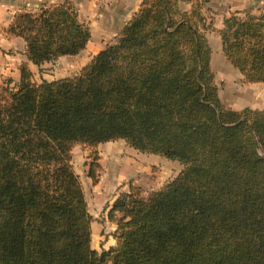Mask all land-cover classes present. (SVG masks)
I'll return each mask as SVG.
<instances>
[{
  "label": "trees",
  "instance_id": "16d2710c",
  "mask_svg": "<svg viewBox=\"0 0 264 264\" xmlns=\"http://www.w3.org/2000/svg\"><path fill=\"white\" fill-rule=\"evenodd\" d=\"M203 1L141 0L75 74L36 83L18 64L17 87L0 88V264H264V109L219 100ZM3 30L36 66L89 37L70 0L17 10ZM219 35L242 81H264V7L231 12ZM115 138L182 168L145 196L119 192L115 245L97 252L70 149Z\"/></svg>",
  "mask_w": 264,
  "mask_h": 264
},
{
  "label": "crops",
  "instance_id": "0c3cea01",
  "mask_svg": "<svg viewBox=\"0 0 264 264\" xmlns=\"http://www.w3.org/2000/svg\"><path fill=\"white\" fill-rule=\"evenodd\" d=\"M59 1L62 0H0V27H6L17 10L33 11L41 3ZM70 1L76 7L79 19L88 25L89 37L80 51L71 55H60L53 61L56 60L57 63L55 65H65L66 70H72V74H75L94 53L114 39L122 26L137 10L141 0ZM178 5L182 9H189L191 6L189 2H179ZM263 7L264 0L203 1L201 12L205 17V21L210 22V25L203 33L205 43L209 48V66L217 84L219 100L227 108L235 110L243 107L264 109V81H242L243 76L240 71L232 66L223 54L219 35L223 19L231 12H237L240 15L245 12L258 13ZM23 50L24 42L22 38L10 36L3 29H0L1 77L7 75L18 81L17 66L21 61H25L30 71H33L32 65L34 64L26 59ZM66 75L70 74L67 73ZM49 79L47 78V80ZM108 141L110 140L103 142ZM98 145H100V142ZM126 151V154L117 158V161L125 166L123 172L120 173V176L125 178L117 182L116 193L128 191L129 184H132L140 188V196H145L148 191L162 187L166 181L174 177L182 168V164L177 160H172L156 153L142 152L137 149L136 152L133 150ZM115 195L114 198L117 196ZM91 239L92 231L90 230V242ZM91 247L93 246L91 245Z\"/></svg>",
  "mask_w": 264,
  "mask_h": 264
},
{
  "label": "rangeland",
  "instance_id": "374dc122",
  "mask_svg": "<svg viewBox=\"0 0 264 264\" xmlns=\"http://www.w3.org/2000/svg\"><path fill=\"white\" fill-rule=\"evenodd\" d=\"M176 15L178 16V14ZM4 28L0 27V29ZM56 63V60L50 59L42 61L38 66L34 67L32 65L33 71L30 74V80L38 83L42 79H53L67 73L72 74L73 71L66 70L65 65H55ZM17 85L18 81L13 80V77L7 75L0 76V88L15 89ZM93 149L98 154L97 161L100 164V167L96 171L97 181L95 183H92L86 174L87 165L90 161L89 153ZM126 150L136 152V148L128 145L122 138L111 139L108 142L102 141L100 145L97 143L94 147L81 143H73L70 149L71 163L80 181L87 210L91 215L90 230L92 231V239L90 243L97 252L115 245V234L118 232L116 230L115 219H109L106 212L116 193L117 182L125 178L124 176H120L125 166L120 164L117 158L126 154ZM117 216L118 213L115 212L114 218ZM105 264H110V259Z\"/></svg>",
  "mask_w": 264,
  "mask_h": 264
}]
</instances>
